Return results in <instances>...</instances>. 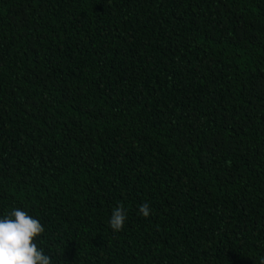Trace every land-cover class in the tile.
Returning <instances> with one entry per match:
<instances>
[{"label":"trees","instance_id":"trees-1","mask_svg":"<svg viewBox=\"0 0 264 264\" xmlns=\"http://www.w3.org/2000/svg\"><path fill=\"white\" fill-rule=\"evenodd\" d=\"M15 209L52 264H260L264 0H0Z\"/></svg>","mask_w":264,"mask_h":264},{"label":"clouds","instance_id":"clouds-1","mask_svg":"<svg viewBox=\"0 0 264 264\" xmlns=\"http://www.w3.org/2000/svg\"><path fill=\"white\" fill-rule=\"evenodd\" d=\"M139 214L147 218L150 206L141 205ZM126 219L127 211L119 205L111 213L109 227L113 231H121ZM44 230L39 220L20 209L0 217V264H52L51 258L35 242ZM260 264H264V257Z\"/></svg>","mask_w":264,"mask_h":264}]
</instances>
